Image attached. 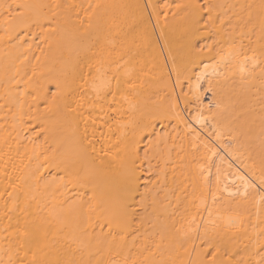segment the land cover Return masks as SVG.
<instances>
[{
	"label": "bare ground",
	"instance_id": "obj_1",
	"mask_svg": "<svg viewBox=\"0 0 264 264\" xmlns=\"http://www.w3.org/2000/svg\"><path fill=\"white\" fill-rule=\"evenodd\" d=\"M0 264H264V0H0Z\"/></svg>",
	"mask_w": 264,
	"mask_h": 264
}]
</instances>
